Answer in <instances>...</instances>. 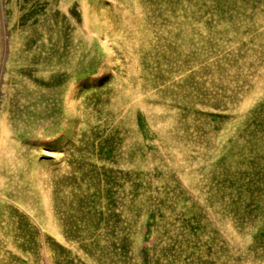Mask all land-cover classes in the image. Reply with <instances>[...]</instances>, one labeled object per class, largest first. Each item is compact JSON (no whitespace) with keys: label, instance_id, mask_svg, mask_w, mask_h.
Masks as SVG:
<instances>
[{"label":"rangeland","instance_id":"374dc122","mask_svg":"<svg viewBox=\"0 0 264 264\" xmlns=\"http://www.w3.org/2000/svg\"><path fill=\"white\" fill-rule=\"evenodd\" d=\"M0 264H264V0H0Z\"/></svg>","mask_w":264,"mask_h":264},{"label":"bare ground","instance_id":"6f19581e","mask_svg":"<svg viewBox=\"0 0 264 264\" xmlns=\"http://www.w3.org/2000/svg\"><path fill=\"white\" fill-rule=\"evenodd\" d=\"M17 98V97H16ZM9 155V154H8ZM42 192V191H41ZM32 197V196H31Z\"/></svg>","mask_w":264,"mask_h":264}]
</instances>
